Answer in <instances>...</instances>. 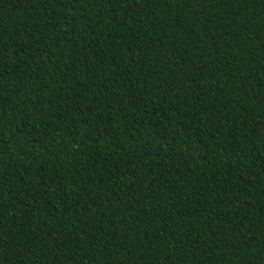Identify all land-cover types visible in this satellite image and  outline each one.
Wrapping results in <instances>:
<instances>
[{"label":"trees","instance_id":"16d2710c","mask_svg":"<svg viewBox=\"0 0 264 264\" xmlns=\"http://www.w3.org/2000/svg\"><path fill=\"white\" fill-rule=\"evenodd\" d=\"M0 264H264V0H0Z\"/></svg>","mask_w":264,"mask_h":264}]
</instances>
